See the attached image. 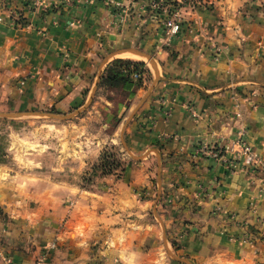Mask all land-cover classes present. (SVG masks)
I'll return each instance as SVG.
<instances>
[{
	"label": "crops",
	"instance_id": "crops-1",
	"mask_svg": "<svg viewBox=\"0 0 264 264\" xmlns=\"http://www.w3.org/2000/svg\"><path fill=\"white\" fill-rule=\"evenodd\" d=\"M32 1L0 0L1 116L10 112L5 110L9 105L21 109L10 116H42L48 106L64 111L93 89L88 103L113 56L144 57L123 48L106 51L113 32L105 10L81 0ZM206 1L213 9L199 10L188 19L211 35L218 50L204 44L208 41L203 33L196 41L187 32L157 50V82L143 100L144 91L138 90L139 105L123 128L127 146L156 154L161 181L176 183L182 197L197 202L201 216H209L202 231L212 236L206 247L212 250V261H219L214 246L225 240L218 234L221 220L211 210L219 205L245 215L252 200L262 206L264 185L258 180L250 184L234 163L195 148L205 143L228 158L231 152L224 147L243 135L264 159V50L259 46L264 44V13L256 10L254 0ZM17 177L0 165V264H34L52 240L57 247L48 264H169L163 253L169 247L165 215L157 213V223L146 219L150 210L156 216L152 200L139 201L126 188L102 193L65 182L55 210L53 204L21 210L8 200L13 197L4 184ZM51 197L49 201L55 200ZM40 199H45L43 193ZM71 199L73 207L67 203ZM134 213L138 218L129 219ZM118 215L125 218L121 224L116 223ZM199 233L198 227L191 228L188 240ZM260 246L264 248L259 245L252 264L264 262ZM245 253L238 259L250 264Z\"/></svg>",
	"mask_w": 264,
	"mask_h": 264
},
{
	"label": "rangeland",
	"instance_id": "rangeland-1",
	"mask_svg": "<svg viewBox=\"0 0 264 264\" xmlns=\"http://www.w3.org/2000/svg\"><path fill=\"white\" fill-rule=\"evenodd\" d=\"M81 1L97 6L101 11L105 10L109 18L108 30L113 32L109 36L106 51L123 48L127 51L135 49L144 54L142 58L119 53L108 63L116 58L143 62L144 75L140 83L135 79L134 85L130 88L111 87L100 82L99 77L95 82L96 87L90 102L87 103V100L93 89L89 90L80 103L67 110L59 111L54 106H48L42 116H10L21 109L9 105L5 110L10 112L4 114L5 116L0 115V165H5L8 173L18 174V177L15 181L4 183L10 192L8 196L13 197L8 200L12 205L14 203L16 209L29 210L40 204L43 207L53 204L55 210L56 205L61 203V199L59 201L61 184L65 182L76 183L80 190L102 193L107 191L115 193L117 190L120 193L121 189L126 188L137 200L150 199L154 202L156 216L154 217L150 210L146 216L147 220L156 222L159 217L157 213L165 215V238L169 247L163 253L169 264H241L238 258L245 252L244 259L252 264L251 259L254 256L258 258L259 245H264V201L261 207L258 201L249 202L245 215L227 212L219 205L214 206L211 212L217 214V218L221 220L218 223V234L225 243L220 242L214 246V249L219 250L216 254L219 255V258L216 257L219 261H212V250L206 247L208 242L212 244L210 240L212 236L202 231L209 216L206 214L201 216L195 207L197 202L183 198L176 183L168 184V181H161L162 170L160 173L157 172L155 153L131 149L124 137V124L133 117L140 102L137 97L138 90L143 89L144 93L140 95L143 100L145 91L149 92L157 82L154 65L157 50L169 47L182 32H187L192 36V40L196 41L198 40L196 36L203 33L208 41L204 44L208 48L218 50V44L211 41V35L200 27L196 28L188 19L192 18L194 12L198 14L199 10L213 9L212 4L206 0ZM254 5L256 10L264 13V0H254ZM171 19L180 25L174 34L168 33V22ZM202 42L200 40V44ZM259 46L264 50V44ZM145 54L150 56V59ZM18 83L23 85L24 77L18 80ZM34 109L37 107L30 110ZM236 150L237 147L234 151L228 149L231 158L226 159L246 175L250 184L258 180L264 185V168L242 169L236 159ZM103 153L108 159L102 160ZM108 168L111 171H106ZM20 174L22 178L19 177ZM7 178L9 176L5 180H8ZM19 178L22 181H19ZM199 190L203 191L202 185L199 186ZM41 193L45 198L42 201ZM51 194H54L53 201H49V198L51 200L53 198ZM67 203L70 207L75 205L72 199ZM136 214H130L129 219L138 218ZM118 216L120 218L116 223L121 224V219L125 218ZM65 221L66 218L59 220L60 225L62 226ZM134 224H129L128 227H133ZM197 227L200 229L198 236L195 235L191 241L188 240L191 228ZM56 247L55 240L48 242L36 256L34 264L43 262L48 264L50 253ZM222 248L225 251L224 255L220 256ZM260 249L263 252V246H260ZM221 258L224 260L221 261ZM261 263L264 264L259 262Z\"/></svg>",
	"mask_w": 264,
	"mask_h": 264
},
{
	"label": "built area",
	"instance_id": "built-area-1",
	"mask_svg": "<svg viewBox=\"0 0 264 264\" xmlns=\"http://www.w3.org/2000/svg\"><path fill=\"white\" fill-rule=\"evenodd\" d=\"M32 4L39 5L40 2H39V0L32 1ZM168 26H169L168 33H170V34L176 33L180 28L179 23H177V21L173 20V19L169 20ZM142 76L139 74H134L135 78H139ZM233 146L237 147V150H236L237 158L236 159H238V162H239L238 164L241 165L242 169H244V170H255V169H259V167L264 168V159L256 150H254V148L251 146V144H249L246 141V139L244 138L243 135L237 136V138L234 140ZM233 146H231V147L225 146L224 150L228 151L227 149H231L234 151ZM195 150H196V152L206 154L211 158L220 159L223 162L229 161L228 159L224 158L223 153H220L218 150H216L214 148H209V146L207 144H203V143L199 144L198 146H196ZM51 246L53 247L54 244L52 243ZM43 264H44V262H43Z\"/></svg>",
	"mask_w": 264,
	"mask_h": 264
},
{
	"label": "trees",
	"instance_id": "trees-1",
	"mask_svg": "<svg viewBox=\"0 0 264 264\" xmlns=\"http://www.w3.org/2000/svg\"><path fill=\"white\" fill-rule=\"evenodd\" d=\"M104 74L101 76L100 82H104L111 87L130 88L136 81H141L144 75L145 67L143 62H136L132 60L116 58L106 65ZM134 74H139L142 77L135 78ZM108 157L103 153V159ZM108 163V162H107ZM104 165V164H103ZM106 165V164H105ZM106 171H111L110 168Z\"/></svg>",
	"mask_w": 264,
	"mask_h": 264
},
{
	"label": "water",
	"instance_id": "water-1",
	"mask_svg": "<svg viewBox=\"0 0 264 264\" xmlns=\"http://www.w3.org/2000/svg\"><path fill=\"white\" fill-rule=\"evenodd\" d=\"M129 51H131V52H135V53H137V54H141V55H144L142 52H140V51H138V50H135V49H131V50H129ZM145 56H147L146 54H145ZM149 59H150V56H147ZM87 104V103H86Z\"/></svg>",
	"mask_w": 264,
	"mask_h": 264
}]
</instances>
